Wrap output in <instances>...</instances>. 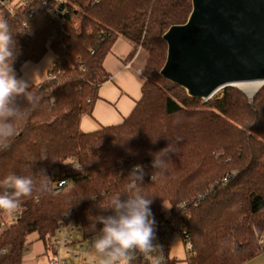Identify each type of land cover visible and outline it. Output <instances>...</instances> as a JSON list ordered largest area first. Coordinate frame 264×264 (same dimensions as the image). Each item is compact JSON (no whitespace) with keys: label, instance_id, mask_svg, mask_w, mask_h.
<instances>
[{"label":"trees","instance_id":"obj_1","mask_svg":"<svg viewBox=\"0 0 264 264\" xmlns=\"http://www.w3.org/2000/svg\"><path fill=\"white\" fill-rule=\"evenodd\" d=\"M8 1L0 11L16 42L17 77L48 51L55 60L44 80L30 84L39 103L0 150V180L15 174L35 182L0 231V264H22L32 234L46 248L64 215L75 219L81 241L92 238L96 217L111 214L100 206L132 186L137 165L144 172L139 190L152 199L155 237L169 227L165 255L174 233L191 243L187 264H243L264 251V88L251 103L231 86L204 101L160 74L163 36L187 21L191 0ZM118 38L131 42L133 53L146 51L140 97L120 123L83 132L81 119L108 81L104 60ZM168 144L164 168H152ZM61 180L66 185L56 192ZM158 262L178 260L133 264Z\"/></svg>","mask_w":264,"mask_h":264},{"label":"clouds","instance_id":"obj_2","mask_svg":"<svg viewBox=\"0 0 264 264\" xmlns=\"http://www.w3.org/2000/svg\"><path fill=\"white\" fill-rule=\"evenodd\" d=\"M15 48L9 22L0 17V150L5 149L17 134L18 122L39 103V97L30 90V84L18 78L12 67ZM261 88H264V78L240 82V90L249 103ZM169 152H173V147L168 144L154 154L152 168L162 170ZM143 175L142 167L135 166L129 174L132 186L100 206L103 211L111 212L110 215L97 216L93 224L96 234L91 239V246L101 257L100 264H133L138 257L151 253L157 246L153 243L155 220L150 208L152 199L139 190ZM34 187L35 182L30 176L9 174L4 177L0 180V189L3 190L0 192V210L14 214L20 207L21 198L32 196ZM39 190H45V186L41 184ZM96 223L102 225L98 231Z\"/></svg>","mask_w":264,"mask_h":264},{"label":"water","instance_id":"obj_3","mask_svg":"<svg viewBox=\"0 0 264 264\" xmlns=\"http://www.w3.org/2000/svg\"><path fill=\"white\" fill-rule=\"evenodd\" d=\"M191 1L187 21L163 36L161 76L204 101L238 82L264 78V0Z\"/></svg>","mask_w":264,"mask_h":264},{"label":"crops","instance_id":"obj_4","mask_svg":"<svg viewBox=\"0 0 264 264\" xmlns=\"http://www.w3.org/2000/svg\"><path fill=\"white\" fill-rule=\"evenodd\" d=\"M133 50L134 45L126 39L118 38L114 42L104 60L108 81L99 87L91 111L81 119L80 129L83 132L118 124L132 111L144 81V65L140 60L142 53H133ZM53 56V52L48 51L40 62L25 63L19 78L29 84L44 80ZM145 61L144 55V64ZM44 248L42 245L41 249L27 253L22 264H40L39 257L45 253ZM243 264H264V251Z\"/></svg>","mask_w":264,"mask_h":264},{"label":"built area","instance_id":"obj_5","mask_svg":"<svg viewBox=\"0 0 264 264\" xmlns=\"http://www.w3.org/2000/svg\"><path fill=\"white\" fill-rule=\"evenodd\" d=\"M2 1L5 0H0V2ZM22 2L24 3L25 0ZM43 2H45V0H43ZM224 180L226 181L227 178H224ZM65 185V180L58 182L56 192L64 188ZM12 219H16V214L12 215ZM78 230L79 226L75 219L64 215L60 222L59 230L55 238V257L49 259L48 264H100L101 257H99L96 252H93L89 248H85L82 244H80L86 241H81L80 237L79 239L76 238L75 234L79 232ZM168 232L169 227H163V234L159 237H155L153 241V243L157 245L154 250L147 255L138 257L136 260L145 261L148 259H153L158 261L159 259L164 260L166 258H171L169 256V251H167V255L164 254V252H166L165 235H167L166 233ZM76 243H78L77 247L75 246ZM183 247L185 248L186 252H189L192 248L190 241H184ZM155 264H159V262Z\"/></svg>","mask_w":264,"mask_h":264},{"label":"rangeland","instance_id":"obj_6","mask_svg":"<svg viewBox=\"0 0 264 264\" xmlns=\"http://www.w3.org/2000/svg\"><path fill=\"white\" fill-rule=\"evenodd\" d=\"M19 1L20 0H9L8 3H9V5L13 6V5H16V3L19 2ZM0 17H1V11H0ZM139 52L142 53V56H141L140 60H141V64L144 65V55L146 56V59H147L146 51L145 50H139L138 53ZM54 60H55V56L52 57L51 63H50L48 68H51V66L53 64L52 62ZM231 87H235V86H231ZM165 206L169 207V204L167 202H165L163 204V211H164L165 216L167 217L168 216V212H169V208H166ZM12 215L13 214H7L5 212L1 215V217H0V231H1V229L5 228L10 223V221L12 220ZM75 236H76L77 239H79V237H80L79 233H76ZM91 239L92 238L84 240V241H86L84 243H80V242L79 243L82 244L85 248H89L90 250L95 252V250L91 246ZM29 242H30V244H29V246H28V248H27V250L25 252V255L27 253L32 252L34 249H37V250L41 249V247L43 245V243L41 241L37 240L36 234H32L29 237ZM75 246L77 247L78 243H76ZM55 249H56L55 238L48 239L47 240V247L44 248L45 253L39 257L40 264H48L49 259L55 257ZM169 256L171 258L177 259L178 260L177 264H187L186 261H185V259H186V250L183 247V241L181 239V236L179 234H177V233H174L172 235L171 243H170V246H169Z\"/></svg>","mask_w":264,"mask_h":264},{"label":"bare ground","instance_id":"obj_7","mask_svg":"<svg viewBox=\"0 0 264 264\" xmlns=\"http://www.w3.org/2000/svg\"><path fill=\"white\" fill-rule=\"evenodd\" d=\"M236 86H238V87L240 88V82H238V83L236 84Z\"/></svg>","mask_w":264,"mask_h":264}]
</instances>
